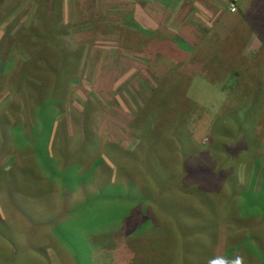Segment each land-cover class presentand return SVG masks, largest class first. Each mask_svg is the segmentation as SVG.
<instances>
[{
  "label": "rangeland",
  "instance_id": "374dc122",
  "mask_svg": "<svg viewBox=\"0 0 264 264\" xmlns=\"http://www.w3.org/2000/svg\"><path fill=\"white\" fill-rule=\"evenodd\" d=\"M263 175L264 0H0V264H264Z\"/></svg>",
  "mask_w": 264,
  "mask_h": 264
},
{
  "label": "trees",
  "instance_id": "16d2710c",
  "mask_svg": "<svg viewBox=\"0 0 264 264\" xmlns=\"http://www.w3.org/2000/svg\"><path fill=\"white\" fill-rule=\"evenodd\" d=\"M66 63H67V65H69V60L68 59H66ZM66 65V66H67ZM234 74L235 75H237V73L236 72H234ZM61 78L59 77V79H58V81H57V87H58V89L59 90H61L62 89V87L60 86L61 85ZM59 81H60V83H59ZM175 127V129H173ZM171 128V134L174 136H176V138L177 139H179V140H181V142L182 143H179L180 144V147H186L185 146V138H183V139H181L182 138V131H180L179 129H178V127H177V125H174V126H172V127H170ZM185 142V143H184ZM89 143V142H88ZM87 143V144H88ZM86 144V145H87ZM66 152V151H65ZM67 153H69L70 154V152L68 151ZM187 154H189V153H187ZM187 154H185V156H186V158H188L187 160H189V158L191 159V157H193L194 158V156H191V155H187ZM70 160V159H69ZM67 169H69L68 167H67ZM66 169V170H67ZM63 171H65V170H63ZM62 172V171H61ZM10 173H12V172H10ZM66 175H69V174H67V173H64V174H61L60 175V178L62 179V178H64ZM10 177H11V175H9ZM57 179H59V178H57ZM11 181H12V177H11ZM65 182H67L68 181V179H67V177H66V179L64 180ZM11 183V182H10ZM262 184H264V175L262 176ZM38 185V184H37ZM36 188V187H35ZM65 188V187H64ZM5 191V190H4ZM65 192H63V193H66V192H68L67 190H66V188H65V190H64ZM189 191V190H188ZM14 192H16V195L18 194V193H20V191H18V186H17V182H14V183H12V184H8L7 185V187H6V192H5V195H8V196H10L11 195V197L13 196L14 197ZM245 191H243L242 192V194L244 193ZM69 193V192H68ZM246 194H244L245 195V197H249V199H250V196H249V191H246L245 192ZM70 195V194H69ZM264 188H263V192H260V198H259V202H261V200H263L264 199ZM18 196L22 199V200H24V198L20 195V194H18ZM24 196V195H23ZM13 197H12V199H13ZM18 197V198H19ZM25 197V196H24ZM66 197H67V194L66 195H63L60 199H58L57 200V202H58V204L60 205V204H62L63 203V201L65 202V200H66ZM16 198V197H15ZM249 199H246L247 200V204H251V206H253L254 207V205L252 204V202L251 201H249ZM25 200L31 205V206H35V207H37V205L33 202V204H31L30 202H29V200L27 199V198H25ZM203 202V201H202ZM27 203V204H28ZM12 205L15 207L16 205L14 204V203H12ZM243 209V208H242ZM206 210H207V212H209L208 211V209H206L205 208V206L203 207V209L201 210L202 212L201 213H197V220L196 221H199V220H201L202 219V217L204 216V214H206ZM263 212V211H262ZM247 213V212H246ZM210 214L211 215H213V216H215L216 215V213H215V215H214V208L213 207H211L210 208ZM190 217H191V215H189ZM188 216V218H190ZM263 217H264V212H263ZM209 218H211V217H209ZM145 219H146V216H145ZM11 222V221H10ZM7 223L9 224V222L7 221ZM195 230H196V228L195 227H193Z\"/></svg>",
  "mask_w": 264,
  "mask_h": 264
}]
</instances>
